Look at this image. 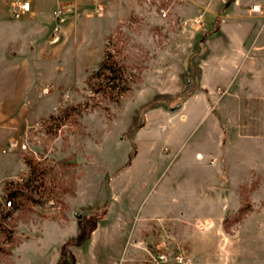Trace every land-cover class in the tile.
Listing matches in <instances>:
<instances>
[{"label": "rangeland", "instance_id": "rangeland-1", "mask_svg": "<svg viewBox=\"0 0 264 264\" xmlns=\"http://www.w3.org/2000/svg\"><path fill=\"white\" fill-rule=\"evenodd\" d=\"M15 1L0 0V264H264L262 170L231 169L241 138L264 134V100L239 76L200 84L210 50L264 45V0H30L19 18ZM109 52L129 76L119 100L88 82ZM200 96L226 139L217 167L194 157L211 124L196 101L184 122Z\"/></svg>", "mask_w": 264, "mask_h": 264}, {"label": "crops", "instance_id": "crops-1", "mask_svg": "<svg viewBox=\"0 0 264 264\" xmlns=\"http://www.w3.org/2000/svg\"><path fill=\"white\" fill-rule=\"evenodd\" d=\"M60 0H52L53 3H57ZM52 3V4H53ZM50 4V3H49ZM47 3L46 7H49ZM264 38V37H262ZM261 47L254 51H249L247 54L242 50H232L229 54H226L224 50H210L211 59L206 60L204 64H202V74L200 77V84L204 88L211 89L221 87L220 85L230 86L232 81H234L235 77L239 76V80L242 79L241 91L249 98H256L264 100V45H260ZM209 51V50H207ZM241 57L240 61H238V65L235 68V57ZM223 58V59H221ZM214 62H218L220 64V68L218 70H213L210 68L211 64ZM192 101H196V103L201 105V116L198 121L201 122L205 118H211V124L208 130L209 141L208 145L205 149H197L194 153V157L197 161L205 160L206 156H210V161L212 165L216 166V158L214 155L222 149L223 145L226 142V139L221 136L219 139V135L217 131L213 130V122L212 116L209 106V101L207 97L204 99L202 96L200 97H186L184 100V105H186V118L184 122H187V112L188 107L190 106ZM17 124L21 123V119L17 117L16 119L9 120V124ZM6 130L7 126L4 127ZM241 148L240 152L242 153V158L240 160L234 159L232 161L231 169H255L262 170V180L261 185H264V134H247L241 138ZM257 149H260L257 151ZM201 151L202 156L200 158L197 157V152ZM217 167V166H216ZM216 179V180H215ZM211 184L215 186L219 185V181L215 178ZM241 183V182H240Z\"/></svg>", "mask_w": 264, "mask_h": 264}, {"label": "trees", "instance_id": "trees-1", "mask_svg": "<svg viewBox=\"0 0 264 264\" xmlns=\"http://www.w3.org/2000/svg\"><path fill=\"white\" fill-rule=\"evenodd\" d=\"M88 82L93 93L96 94L103 92V94L108 95L115 100H119L125 91L131 88L126 67L110 52L105 56L99 68L90 74ZM30 167L32 175L37 177L38 172L36 165L31 164ZM12 183L13 182L11 181L10 184ZM26 183L28 184V182ZM25 184L17 183L16 186L8 188V196L15 205L19 203V199L26 193L24 192ZM88 238V236H83L81 234L64 244V250L69 253L72 262H75L76 256L71 251L70 244H79Z\"/></svg>", "mask_w": 264, "mask_h": 264}, {"label": "built area", "instance_id": "built-area-1", "mask_svg": "<svg viewBox=\"0 0 264 264\" xmlns=\"http://www.w3.org/2000/svg\"><path fill=\"white\" fill-rule=\"evenodd\" d=\"M94 10L99 15L103 14L102 6H95ZM250 10H251V12H262L263 11L262 4L261 3H255L252 5ZM30 11H31L30 0H16L15 2L12 3V5L10 7V12H11L12 16H14L16 18L22 17V16L28 14ZM67 13H68L67 8L59 7L55 12V17H56V19H58L60 21H64L66 19ZM15 145H16V142L11 143L12 147ZM201 156H202L201 152L197 154L198 158H200ZM8 204L11 205L12 201L9 200ZM175 258H176L177 264H190L189 259L182 254H177ZM154 262H155V264H161V263L166 264V262H168V258L166 256V254H164V253L158 254L157 256L154 257Z\"/></svg>", "mask_w": 264, "mask_h": 264}]
</instances>
